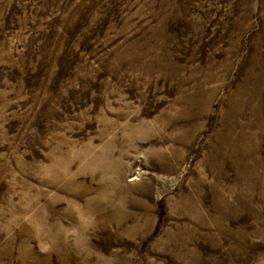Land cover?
Returning a JSON list of instances; mask_svg holds the SVG:
<instances>
[{"label":"rangeland","instance_id":"1","mask_svg":"<svg viewBox=\"0 0 264 264\" xmlns=\"http://www.w3.org/2000/svg\"><path fill=\"white\" fill-rule=\"evenodd\" d=\"M0 264H264V0H0Z\"/></svg>","mask_w":264,"mask_h":264}]
</instances>
